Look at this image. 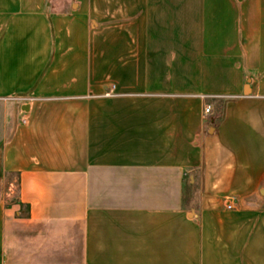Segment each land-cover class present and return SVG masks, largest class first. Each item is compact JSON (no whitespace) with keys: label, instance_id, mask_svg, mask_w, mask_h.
Segmentation results:
<instances>
[{"label":"crops","instance_id":"1","mask_svg":"<svg viewBox=\"0 0 264 264\" xmlns=\"http://www.w3.org/2000/svg\"><path fill=\"white\" fill-rule=\"evenodd\" d=\"M0 264H264V0H0Z\"/></svg>","mask_w":264,"mask_h":264},{"label":"built area","instance_id":"2","mask_svg":"<svg viewBox=\"0 0 264 264\" xmlns=\"http://www.w3.org/2000/svg\"><path fill=\"white\" fill-rule=\"evenodd\" d=\"M210 110H211V108H210V107H207V108H206V112H210ZM228 207H231V205H230V204H228Z\"/></svg>","mask_w":264,"mask_h":264}]
</instances>
